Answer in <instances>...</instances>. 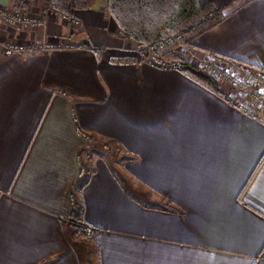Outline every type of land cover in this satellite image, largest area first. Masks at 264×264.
<instances>
[{
    "label": "crops",
    "instance_id": "1",
    "mask_svg": "<svg viewBox=\"0 0 264 264\" xmlns=\"http://www.w3.org/2000/svg\"><path fill=\"white\" fill-rule=\"evenodd\" d=\"M199 1L226 18L197 50L264 71V0ZM0 8L45 21L17 30L0 17L3 44L88 45L0 56V264H264V120L225 102L221 83L218 95L177 70L111 64L139 49L107 0L79 26L49 0ZM79 132L106 150L87 157ZM81 179L90 245L66 221Z\"/></svg>",
    "mask_w": 264,
    "mask_h": 264
},
{
    "label": "trees",
    "instance_id": "2",
    "mask_svg": "<svg viewBox=\"0 0 264 264\" xmlns=\"http://www.w3.org/2000/svg\"><path fill=\"white\" fill-rule=\"evenodd\" d=\"M49 6L52 12L62 17L75 18L77 13L91 10L94 0H49ZM107 10L118 28L139 49L138 55L112 56L111 64L149 62L159 69L180 71L221 95L217 82L199 74L186 58L189 50L197 49L196 41L201 36L224 22L226 17L222 8L212 3L201 4L199 0H108ZM93 50L101 55L100 49ZM79 134L88 148L94 146L96 141L92 137ZM263 160L264 156L260 165ZM86 182V179H81L77 183L71 195L72 212L67 219L90 226L84 220V206L80 198ZM78 231L84 235V229Z\"/></svg>",
    "mask_w": 264,
    "mask_h": 264
},
{
    "label": "built area",
    "instance_id": "3",
    "mask_svg": "<svg viewBox=\"0 0 264 264\" xmlns=\"http://www.w3.org/2000/svg\"><path fill=\"white\" fill-rule=\"evenodd\" d=\"M0 17L5 19L9 24L16 27L17 30H26L32 27L45 26V21L37 20L29 17L25 11L21 8L5 10L0 8ZM74 22L76 25H80L79 21L74 18L66 17ZM6 48V49H5ZM86 46H79L71 44L68 41H59L55 44H45L41 50L46 51H62V50H79L86 49ZM31 47H22L20 45H5L0 43V50L4 52L6 56L20 55ZM221 63L225 67H228L231 71L240 73L243 76V81L234 75V72H229L220 65ZM201 70L207 76V78L221 83L229 87L230 92H225L222 97L225 102L236 108L238 111L248 115L252 118H261L264 120V71L259 70L253 66L245 64L243 62L234 61L233 59L226 57H211L207 56L201 59ZM253 103V107L245 105L243 100ZM73 223L70 220H66ZM75 224L78 228L84 229V237L87 240H91L97 234V229L87 226L86 224Z\"/></svg>",
    "mask_w": 264,
    "mask_h": 264
},
{
    "label": "rangeland",
    "instance_id": "4",
    "mask_svg": "<svg viewBox=\"0 0 264 264\" xmlns=\"http://www.w3.org/2000/svg\"><path fill=\"white\" fill-rule=\"evenodd\" d=\"M105 1L106 0H96V2L98 3H102V4H105ZM107 3H108V0H107ZM1 44H3L1 41H0ZM17 43H10V44H5L6 46L8 45H16ZM22 47H28V46H25V45H21ZM45 46V44H38L37 46H34L32 47L31 46V49L28 50L27 52L23 53V54H20V55H26V53H31V54H35V53H40L42 52L43 50H41V48ZM79 46H87V44H80ZM6 49V48H5ZM19 55V56H20ZM188 57L186 58L187 62L188 63H191L193 64V66H195L196 70L198 71L199 74L201 75H204L206 76L202 70H201V59L204 58V57H207L208 55L202 53V52H199L197 49H192V50H189L188 51ZM0 56L4 57V58H10V57H14V56H18V55H13V56H6L4 54V52H2L0 50ZM216 64L220 65L221 68H224L225 70L229 71V72H234V75L238 78H241L240 80H244L243 79V76L240 74V73H237L235 71H231L230 69H228V67H225L224 65H222L221 63H217ZM207 77V76H206ZM225 86V85H223ZM228 86V85H227ZM231 89V88H230ZM95 140V139H94ZM96 141V140H95ZM97 142H95L94 146L92 145L91 147H87L86 146V150H85V153H86V156L87 157H90L92 155V152H94L95 150H97L98 148L100 149H105V146L104 145H97ZM87 145V144H86ZM114 147V149H110V151L112 150V154H108V159L107 161L109 162V164L112 166V168L115 170H119V171H122L121 168H119V166L117 165L118 163H123V159H125L127 156L124 152L121 151V147L117 144H112ZM108 152V151H107ZM115 162L117 164H115ZM78 228V227H77ZM81 229V228H78V230ZM80 240V243L81 244H86V245H90L92 243V239L91 240H87L86 238H83V237H79L78 238ZM89 247V246H88ZM87 247V248H88ZM93 259V262H96V260L94 259V257H91ZM87 259V258H86Z\"/></svg>",
    "mask_w": 264,
    "mask_h": 264
}]
</instances>
